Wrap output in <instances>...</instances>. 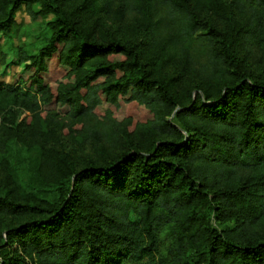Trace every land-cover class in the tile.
Instances as JSON below:
<instances>
[{"label": "trees", "instance_id": "trees-1", "mask_svg": "<svg viewBox=\"0 0 264 264\" xmlns=\"http://www.w3.org/2000/svg\"><path fill=\"white\" fill-rule=\"evenodd\" d=\"M208 1L0 0L54 17L0 84V264H264V0Z\"/></svg>", "mask_w": 264, "mask_h": 264}, {"label": "rangeland", "instance_id": "rangeland-1", "mask_svg": "<svg viewBox=\"0 0 264 264\" xmlns=\"http://www.w3.org/2000/svg\"><path fill=\"white\" fill-rule=\"evenodd\" d=\"M211 5V1H208ZM214 7V6H213ZM214 7L217 11V15L225 19L220 14V9ZM33 12H38L39 5H34L32 8ZM54 20L52 15L45 16L43 18H36L27 12L26 7L23 5L14 15V23L11 31L8 35H2L0 33V84L10 85L18 75L23 73L26 64L21 63L22 55L33 54L49 36V30L47 25ZM222 23V20L219 21ZM191 71H201L199 68V62L189 66ZM30 72L24 74V78L27 79ZM17 121L16 124L22 122V120L29 116V114L23 110L16 109ZM12 119V118H9ZM1 123V120H0ZM10 127V126H9ZM59 141L60 146L55 145L58 139L54 138V135L48 134L47 128H41L40 132H35L31 137V143L35 141H41L40 145L45 147H55L58 150H64L65 152L71 153L74 158H77L86 154H96L97 148L91 144L85 145L81 141L68 136L65 130L60 129ZM14 128H7L6 134L9 137L12 136ZM100 149V148H99ZM106 152L107 149H104ZM24 157L32 158L37 163V159L34 152L27 153L21 152ZM33 176V175H32ZM35 176V175H34ZM1 178V175H0ZM131 219L135 220V215H131ZM6 222L9 218L5 219Z\"/></svg>", "mask_w": 264, "mask_h": 264}]
</instances>
